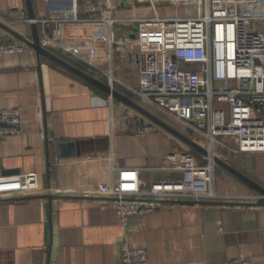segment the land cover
<instances>
[{
  "label": "crops",
  "instance_id": "obj_1",
  "mask_svg": "<svg viewBox=\"0 0 264 264\" xmlns=\"http://www.w3.org/2000/svg\"><path fill=\"white\" fill-rule=\"evenodd\" d=\"M64 1L57 0L59 9L52 11L48 0H31L35 20L66 11ZM161 5L156 0H74L80 21L49 24L47 29L58 28L63 42L74 43L111 33L115 43L108 51L98 47L99 68L110 70L117 85L130 93L127 87H137L140 69L131 21L163 17ZM188 7L183 16L192 15ZM0 15L6 17L0 20L4 27L31 39L26 0H0ZM104 19L114 24L108 26ZM0 37L20 42L1 28ZM51 53L82 69L64 53ZM86 68L106 83L100 72ZM9 108L20 110L21 125L16 135L0 138V178L34 173L39 189L0 195V264H119L123 242L146 249V264H223L240 255L264 264V207L251 200L173 207L165 202L156 212L136 215L124 230L110 201L57 194L108 187L112 165L138 170L147 186L174 181L182 174L171 170L168 156L194 154L142 119L125 120L106 94L76 75L34 51L2 58L0 109ZM181 126L185 131H178L188 136L189 129ZM60 143L65 146L61 150ZM252 156L219 152L215 157L236 169L250 158L251 170H240L264 188V164L255 159L264 156ZM214 187L236 197L255 194L225 171L214 172ZM48 196L53 198L51 213Z\"/></svg>",
  "mask_w": 264,
  "mask_h": 264
},
{
  "label": "built area",
  "instance_id": "obj_2",
  "mask_svg": "<svg viewBox=\"0 0 264 264\" xmlns=\"http://www.w3.org/2000/svg\"><path fill=\"white\" fill-rule=\"evenodd\" d=\"M171 5L192 6L194 14L183 17L136 19L134 53L140 63L137 87H127L133 97L183 124L205 141V164L190 153L168 156L171 170L182 174L174 181L145 185L133 168L110 167L111 183L106 188L77 189L60 196L97 198L111 202L124 230L139 214L158 211L163 203L178 202L253 203L258 194L236 197L219 194L214 187L215 148L232 154L264 156V0H156ZM70 10L50 13L36 23L39 46L58 50L106 77L114 90L118 81L110 70L99 68V46L114 44L108 33L80 43L63 42L58 28L49 24L79 22ZM6 17L0 15V20ZM27 22V21H26ZM102 23L112 26L113 20ZM33 50L22 42L0 37V60ZM108 51V49H107ZM113 104L112 97H108ZM135 101V100H134ZM138 103V102H137ZM119 104L120 110L125 106ZM18 108L0 109V138L20 130ZM233 141L236 150L227 147ZM39 189L34 173L0 178V195H25ZM154 201L155 204L144 203ZM147 251L123 242L119 264H146ZM223 264H252L246 255Z\"/></svg>",
  "mask_w": 264,
  "mask_h": 264
},
{
  "label": "water",
  "instance_id": "obj_3",
  "mask_svg": "<svg viewBox=\"0 0 264 264\" xmlns=\"http://www.w3.org/2000/svg\"><path fill=\"white\" fill-rule=\"evenodd\" d=\"M56 3H57V0H48L49 9L52 11L59 9V7H57ZM64 5L65 6H63V9L70 10L72 5H73V0L64 1ZM26 8H27V16H28L29 20L34 21L35 16L33 13L31 0H26ZM0 28L5 30L7 33H9L13 38L19 40L24 45L31 48L36 53L37 56L43 57V58L57 64L58 66L66 69L70 73H72V74L76 75L77 77H79L80 79H82L85 83H87L91 87L103 92L104 94H106L108 96H111L116 101L123 104L124 106L134 110L141 117L146 118L151 123L155 124L159 128L168 132L169 134H171L172 136L177 138L179 141H181L183 144H185L187 147H189L191 150H193V152H194L193 156L198 161L201 162L200 164L203 165L206 163L205 158L208 156V151L205 148L198 145L197 143H195L194 141H192L190 139V137H188V136L193 134V132L191 130H187L186 133L188 136H186L185 134L179 132L177 129L166 124L163 120H161L157 116L151 114L149 111H147L144 107H142L140 104L135 102L133 99L129 98L128 96L120 93L119 91H117L115 89L112 90L106 83L96 79L95 77L89 75L88 73H86V72L78 69L77 67L71 65L70 63L62 60L61 58L57 57L53 53H51L45 49H42L39 46V32H38V26L36 23L32 22L30 24V29H31V39L30 40H27V39L19 36L18 34L14 33L13 31H10L6 27H4L1 23H0ZM62 147H65V146H62V143H60L58 145V149L61 150ZM75 156H76V154L73 153L72 157H75ZM213 162L215 164V166H214V172L215 173L219 174L222 171H225L226 173L231 175L234 179H236L239 183L246 186L249 190L260 195L262 198L258 199L256 201V203L253 204V206L264 207V188L261 187L256 182H254L252 179L248 178L240 170V169H244V168L251 170L250 158H247L244 162H241L239 164L240 169H236V168L230 166L229 164H227L225 161H223L219 157H213ZM47 199H48V210H49V213H51V201L53 198L51 196H48ZM177 204L185 205V206H195V205H201V204H206V203L182 201V202H178ZM234 205H236V204H234Z\"/></svg>",
  "mask_w": 264,
  "mask_h": 264
},
{
  "label": "rangeland",
  "instance_id": "obj_4",
  "mask_svg": "<svg viewBox=\"0 0 264 264\" xmlns=\"http://www.w3.org/2000/svg\"><path fill=\"white\" fill-rule=\"evenodd\" d=\"M161 4V3H160ZM161 8L162 10L160 11V14L161 16L163 17H169V16H173V17H181L184 15V6L182 5H171V4H167V3H162L161 5ZM189 9V12L191 14H194V9L192 6H189L188 7ZM133 42V41H132ZM134 43V42H133ZM43 49V48H42ZM46 50V49H45ZM49 52H51V50H47ZM70 57V56H68ZM71 58V57H70ZM73 59V58H72ZM76 64L79 65L80 68H82L84 70V72H88L87 71V66L84 65L83 63H80V62H74ZM85 67H84V66ZM78 68V67H77ZM80 69V70H82ZM82 70V71H83ZM114 89L119 91L120 93L122 92V94L128 96L129 98L135 100V102H138V104H140L142 107H144L147 111H149L151 114L157 116L158 118H160L161 120H163L166 124H168L169 126L181 131V132H184L185 131V128L183 126H181V124H177L174 120H172L171 118H169L168 116H166L165 114L161 113L160 111H158L157 109L147 105L146 103H142L140 101H138L135 97H133L130 93H126L125 91L122 90V88H120L117 83H114ZM109 96L107 95V98ZM114 105H116V108L119 109V111L121 113H124V116H125V120H132V119H142L143 122L145 123H148V124H151V125H154V127H156V129H158V131H164L163 129L159 128L158 126H156L155 124L151 123L149 120H147L146 118L144 117H141L139 114H137L134 110L128 108L125 106V108L123 110H120L119 108V104L120 102L116 101L114 98H112V101H111ZM191 139H193L195 142H197V144L201 145V146H205V141L202 139L201 136L197 135V134H193ZM182 143V142H181ZM184 145V144H183ZM227 147L230 148L231 150H236V145L233 141H227L226 143ZM186 147V149L190 150L189 147H187L186 145H184ZM215 151L216 153H226L227 151L226 150H222L221 148L219 147H216L215 148ZM254 156L256 155H253L252 158H254ZM255 159H260L263 164H264V158H255Z\"/></svg>",
  "mask_w": 264,
  "mask_h": 264
},
{
  "label": "trees",
  "instance_id": "obj_5",
  "mask_svg": "<svg viewBox=\"0 0 264 264\" xmlns=\"http://www.w3.org/2000/svg\"><path fill=\"white\" fill-rule=\"evenodd\" d=\"M101 92V91H100ZM103 93V92H102Z\"/></svg>",
  "mask_w": 264,
  "mask_h": 264
}]
</instances>
